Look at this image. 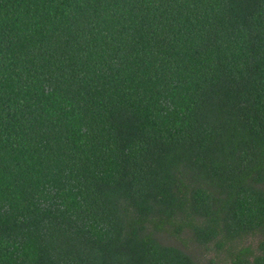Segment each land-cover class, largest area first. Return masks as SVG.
<instances>
[{
	"label": "trees",
	"instance_id": "16d2710c",
	"mask_svg": "<svg viewBox=\"0 0 264 264\" xmlns=\"http://www.w3.org/2000/svg\"><path fill=\"white\" fill-rule=\"evenodd\" d=\"M0 264H264V0H0Z\"/></svg>",
	"mask_w": 264,
	"mask_h": 264
}]
</instances>
